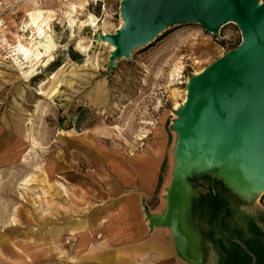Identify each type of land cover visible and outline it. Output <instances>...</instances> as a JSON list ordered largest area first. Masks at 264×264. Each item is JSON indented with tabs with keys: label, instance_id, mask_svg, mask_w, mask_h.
Wrapping results in <instances>:
<instances>
[{
	"label": "rangeland",
	"instance_id": "obj_1",
	"mask_svg": "<svg viewBox=\"0 0 264 264\" xmlns=\"http://www.w3.org/2000/svg\"><path fill=\"white\" fill-rule=\"evenodd\" d=\"M72 3L76 10H71ZM120 3L0 0V232L25 231L33 237L32 246L46 243L48 250L52 247L58 254L65 249L60 252L56 245L69 252L76 239L78 249L83 232L90 233L91 241L99 239L101 231L104 238L110 234L104 229L106 221L99 222L100 226L94 221L102 214L98 207L106 205L95 198L105 168L111 166L118 172L124 164L136 165L138 161L133 159L137 156L153 155L159 132L164 134L161 159L165 153L161 182L157 195L148 201L149 207L145 205V213L162 196L168 204L176 154L181 149L180 134L173 126L178 115L172 107L182 95L172 97L171 89L182 94L186 78L236 47L241 38L233 23L217 33L196 23L176 24L166 27L154 41L134 47L128 59L117 58L109 67L108 46L80 20L91 13L99 33H113L120 24ZM71 16L75 19L72 25ZM28 18L50 25L56 46L48 52L52 60L47 64L28 60L18 66L13 60L14 35L30 36ZM79 44L87 46L84 52ZM32 63L34 69L28 67ZM177 66L179 75L170 77ZM30 69L33 72L24 75ZM53 75L54 81L50 79ZM79 106L87 110L80 125H90L68 128L75 124ZM163 129L168 134L166 143ZM197 160L190 158L178 192L183 183L191 184L197 178L193 174L198 173L193 168ZM206 171L214 174L217 167ZM234 187L242 205L253 203L258 189ZM58 235L59 243L53 237ZM0 241V246L8 243L7 238ZM57 258L68 261L67 255Z\"/></svg>",
	"mask_w": 264,
	"mask_h": 264
},
{
	"label": "crops",
	"instance_id": "obj_2",
	"mask_svg": "<svg viewBox=\"0 0 264 264\" xmlns=\"http://www.w3.org/2000/svg\"><path fill=\"white\" fill-rule=\"evenodd\" d=\"M165 134L166 143L168 134ZM163 139L164 134L159 132L153 155L137 156L133 159L138 161L136 165L124 164L118 172L111 166L105 168L101 188L97 192L93 189L96 192L93 195L100 204L102 201L106 204L98 207L103 209L102 214L94 220L97 226L106 221L104 229L110 231L106 238L101 231L100 238L91 241L90 233L83 232L78 249L75 237L69 252L63 243V247L56 245L60 252L65 249V253L58 254L52 247L48 250L46 243V247L42 243L32 246L33 237L25 231L0 232V240L8 239V243L0 246V264H221L230 243H241L247 238L252 217L244 211L253 207L264 213V189H258L253 203L244 206L238 200L239 193L234 192L236 189L216 173H193L197 175L195 181L183 183L180 189L184 196L181 204L171 208L168 202L167 207L162 196L151 205L148 215L145 205L157 195L160 185L158 179L165 158L164 153L161 159ZM254 220L264 231V216L262 219L255 215ZM53 237L59 243L60 235ZM180 238L185 240L182 250L177 244ZM47 254L55 255L56 259ZM57 255H67L68 261L59 260Z\"/></svg>",
	"mask_w": 264,
	"mask_h": 264
},
{
	"label": "water",
	"instance_id": "obj_3",
	"mask_svg": "<svg viewBox=\"0 0 264 264\" xmlns=\"http://www.w3.org/2000/svg\"><path fill=\"white\" fill-rule=\"evenodd\" d=\"M119 11L123 26L99 36L115 45L109 67L169 26L196 23L211 33L228 23L239 28L238 45L190 77L173 126L181 152L183 134L201 140L188 162L192 156L222 161L264 189V0H121Z\"/></svg>",
	"mask_w": 264,
	"mask_h": 264
},
{
	"label": "bare ground",
	"instance_id": "obj_4",
	"mask_svg": "<svg viewBox=\"0 0 264 264\" xmlns=\"http://www.w3.org/2000/svg\"><path fill=\"white\" fill-rule=\"evenodd\" d=\"M32 1H33V3H35V0H32ZM70 6L72 8L71 10H76V4L75 3H72ZM77 6H79V5H77ZM40 17H42V16H40ZM27 20L28 21H25V22H26V26L30 30V36L25 37L23 34L14 35L17 38L16 39L17 45L13 47V51H14L13 60H15L18 63V66H21L23 63H27L28 60H30V62L34 61L35 63H38L40 61L41 62L44 61V64H47L48 62H50L52 60V57L48 52L53 50L56 46V43L54 42L51 34L49 33V32H51L50 25H48V23L43 24L40 21L38 22V20L34 21V19H30V18H28ZM74 22H75V19H74V17L71 16L69 19V24L72 25ZM124 22H125V19L121 14L120 24L115 28V30L122 27ZM80 23L83 26H87V27L92 28V30L94 31V34H97V40L100 43L108 46L109 54L112 50L115 49V45L109 43L108 41L99 39L100 35L106 34L107 32L102 31L99 33L97 31V19L95 16H93V14L89 13L86 19L80 20ZM79 47L81 48V51L84 52L86 50L87 46L79 44ZM17 55H20L19 59H18ZM44 57H47V58L45 60H42V59H44ZM35 63H32V65H30L28 67L33 68ZM204 67L205 66H203L202 68L200 67L201 68L200 70H198V69L195 70L193 72V75L199 74L203 70ZM179 69H180V66H177L176 69L172 70V73L170 72L171 73L170 77H172L174 74L179 75ZM31 71H32L31 69L26 70L24 72V75L30 73ZM50 79L52 81H54V79H55L54 75L51 76ZM189 79H190L189 77L186 78L185 82L188 83ZM55 86L56 85L52 86L51 89L49 90L51 94H53L55 92V90H56V88H54ZM181 92H182V94L180 93V90L177 88L171 89L172 97H178V96L182 95L181 100L175 101L173 103L172 109H174V110H177L184 103V101L186 99V92H187L186 86L183 88V90H181ZM200 141L201 140L199 139V137L187 136L186 134H183V138L181 140V143H182L183 147L186 149V152H183V151L181 152L179 150V151H177V154H176L177 163H176L175 168H174V176L172 179L174 181V184L169 189V194H168V196H169L168 202H170V204H168V205H170L171 208L177 207L183 201L182 197H184V196L181 194V192L180 193L178 192L177 185L182 180L181 175L188 168V163H189L188 158L191 156V154H193L196 147L199 145ZM213 166L217 167V170H218L217 172L220 175L226 177L236 187H240V188L247 187L248 189L251 188V186L257 187L254 185V183L252 181L247 180L246 177L244 178V176L238 170L228 166L227 164H225L222 161H217L216 159H201V160L199 159L194 164L193 168L197 169V171L198 170L204 171L207 168H211ZM168 205H167V207H168ZM177 244H178L179 248L182 250V248L185 247L184 238L178 239Z\"/></svg>",
	"mask_w": 264,
	"mask_h": 264
},
{
	"label": "trees",
	"instance_id": "obj_5",
	"mask_svg": "<svg viewBox=\"0 0 264 264\" xmlns=\"http://www.w3.org/2000/svg\"><path fill=\"white\" fill-rule=\"evenodd\" d=\"M85 111L87 110L83 107H77L78 115L75 124L71 123L68 128L74 126L76 129H80L81 127L86 128L89 126L90 124L85 123L80 125ZM203 176L207 175L204 174ZM160 182L161 175L158 179L159 184ZM216 204L224 211L218 200H216ZM244 212L246 215L252 217L247 227V238L242 240L241 243H237L236 241L230 243L229 247L225 249V255L221 264H264V231L259 228L254 220L255 215H259V217L263 219L264 213L253 207L250 209L248 208V210Z\"/></svg>",
	"mask_w": 264,
	"mask_h": 264
}]
</instances>
